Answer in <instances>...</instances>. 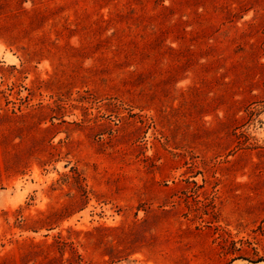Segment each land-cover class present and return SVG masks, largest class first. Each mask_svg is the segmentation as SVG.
Wrapping results in <instances>:
<instances>
[{
  "label": "rangeland",
  "instance_id": "obj_1",
  "mask_svg": "<svg viewBox=\"0 0 264 264\" xmlns=\"http://www.w3.org/2000/svg\"><path fill=\"white\" fill-rule=\"evenodd\" d=\"M74 256L264 261V0H0V264Z\"/></svg>",
  "mask_w": 264,
  "mask_h": 264
},
{
  "label": "trees",
  "instance_id": "obj_2",
  "mask_svg": "<svg viewBox=\"0 0 264 264\" xmlns=\"http://www.w3.org/2000/svg\"><path fill=\"white\" fill-rule=\"evenodd\" d=\"M53 245H54V246H57V248H58L59 250L63 251V252H62V255H64V249L68 246V243L65 242V241H63V240H61V239H59V240H56L55 243H54ZM73 259H74V260H72V261H70V259H69V261H70L69 264H80V262L82 261V258H81L80 256H77L76 258H75V256H74Z\"/></svg>",
  "mask_w": 264,
  "mask_h": 264
},
{
  "label": "crops",
  "instance_id": "obj_3",
  "mask_svg": "<svg viewBox=\"0 0 264 264\" xmlns=\"http://www.w3.org/2000/svg\"><path fill=\"white\" fill-rule=\"evenodd\" d=\"M242 264H264V261H259V262H249V263H242Z\"/></svg>",
  "mask_w": 264,
  "mask_h": 264
}]
</instances>
